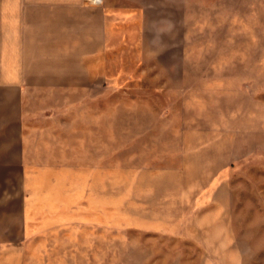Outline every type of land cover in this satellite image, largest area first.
Listing matches in <instances>:
<instances>
[{
  "label": "rangeland",
  "instance_id": "obj_1",
  "mask_svg": "<svg viewBox=\"0 0 264 264\" xmlns=\"http://www.w3.org/2000/svg\"><path fill=\"white\" fill-rule=\"evenodd\" d=\"M131 13L88 24L97 85L30 136L28 231L0 264H264V0Z\"/></svg>",
  "mask_w": 264,
  "mask_h": 264
},
{
  "label": "crops",
  "instance_id": "obj_2",
  "mask_svg": "<svg viewBox=\"0 0 264 264\" xmlns=\"http://www.w3.org/2000/svg\"><path fill=\"white\" fill-rule=\"evenodd\" d=\"M132 6L134 0H0V262L28 231L30 136L65 133L50 132L48 122L65 120L72 93L82 92L73 101L86 103L88 85H97L92 71L101 70L96 38L88 48V24L101 33L104 17L131 22ZM53 151L46 145V158Z\"/></svg>",
  "mask_w": 264,
  "mask_h": 264
},
{
  "label": "built area",
  "instance_id": "obj_3",
  "mask_svg": "<svg viewBox=\"0 0 264 264\" xmlns=\"http://www.w3.org/2000/svg\"><path fill=\"white\" fill-rule=\"evenodd\" d=\"M94 2L100 3L102 0H93Z\"/></svg>",
  "mask_w": 264,
  "mask_h": 264
}]
</instances>
